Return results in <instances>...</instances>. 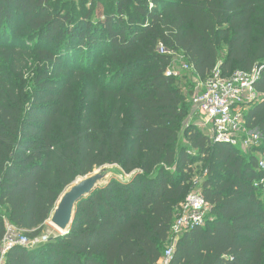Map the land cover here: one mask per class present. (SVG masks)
Masks as SVG:
<instances>
[{
	"label": "trees",
	"instance_id": "1",
	"mask_svg": "<svg viewBox=\"0 0 264 264\" xmlns=\"http://www.w3.org/2000/svg\"><path fill=\"white\" fill-rule=\"evenodd\" d=\"M160 44L201 82L250 72L264 64V0H0V249L7 224L43 237L78 179L106 166L130 177L6 264H160L198 180L209 215L170 264H264V71L246 114L262 144L244 153L187 124L186 77L166 76L176 58Z\"/></svg>",
	"mask_w": 264,
	"mask_h": 264
},
{
	"label": "built area",
	"instance_id": "2",
	"mask_svg": "<svg viewBox=\"0 0 264 264\" xmlns=\"http://www.w3.org/2000/svg\"><path fill=\"white\" fill-rule=\"evenodd\" d=\"M158 53L175 58L177 56L162 44L158 46ZM179 60L184 59L181 57L174 59L173 67L168 69L166 76H180L175 68V61ZM191 69V66L185 63L181 71H191ZM263 71L264 64L250 72L237 71L231 77L224 78L217 67L205 82H199L191 102L194 111L202 115L205 121L196 126L210 136L213 144H228L240 148L244 153L261 146L262 134L249 125L246 114L251 106L261 99L255 85ZM259 169L264 170V153L259 156ZM201 181L195 182V188L180 207L172 228L171 246L165 251L160 264H170L174 253V243L183 232L203 227L206 223L210 206L198 186ZM255 186L264 187V179ZM48 240L47 236L32 240L16 227L7 224V233L0 249V264H6L7 255L14 247L33 248Z\"/></svg>",
	"mask_w": 264,
	"mask_h": 264
},
{
	"label": "water",
	"instance_id": "3",
	"mask_svg": "<svg viewBox=\"0 0 264 264\" xmlns=\"http://www.w3.org/2000/svg\"><path fill=\"white\" fill-rule=\"evenodd\" d=\"M126 183L129 178L118 166H106L86 177L78 179L60 197L50 217V225L61 235H66L72 227L76 206L89 197L96 189L106 186L113 179Z\"/></svg>",
	"mask_w": 264,
	"mask_h": 264
},
{
	"label": "rangeland",
	"instance_id": "4",
	"mask_svg": "<svg viewBox=\"0 0 264 264\" xmlns=\"http://www.w3.org/2000/svg\"><path fill=\"white\" fill-rule=\"evenodd\" d=\"M77 7L81 8L79 3L77 4ZM31 43H33V41H31ZM82 59L83 58L80 59V62L82 61ZM185 63L186 62L184 60L175 61V68L177 69L180 76L186 77L187 85L184 87V92L186 95H188L189 98H192V96L194 95V93H196V91L198 89L197 87H198L200 81L194 75H192V71H186V70L181 71V69L185 65ZM204 121H205L204 117L202 115L196 113L193 110V112L191 113V115L188 118L187 124L191 123V122L194 124H200V123H203ZM181 143L184 144L183 139H181ZM96 172H99V170H97ZM113 179H115V178H113ZM59 235H61V233L56 231L54 229V227L50 225V221H48L46 224V229H45L43 236H47L49 239H51V238L58 237Z\"/></svg>",
	"mask_w": 264,
	"mask_h": 264
}]
</instances>
